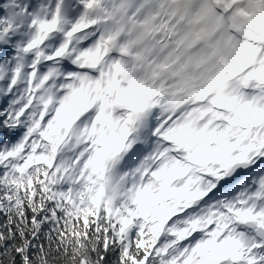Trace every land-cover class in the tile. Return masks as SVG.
<instances>
[{"label": "snow or ice", "instance_id": "snow-or-ice-1", "mask_svg": "<svg viewBox=\"0 0 264 264\" xmlns=\"http://www.w3.org/2000/svg\"><path fill=\"white\" fill-rule=\"evenodd\" d=\"M0 264H264V0H0Z\"/></svg>", "mask_w": 264, "mask_h": 264}]
</instances>
